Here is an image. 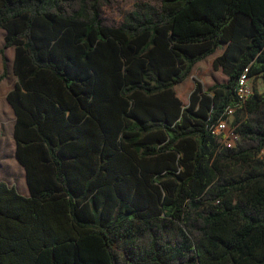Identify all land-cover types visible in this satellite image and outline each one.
Returning a JSON list of instances; mask_svg holds the SVG:
<instances>
[{
  "label": "trees",
  "instance_id": "trees-1",
  "mask_svg": "<svg viewBox=\"0 0 264 264\" xmlns=\"http://www.w3.org/2000/svg\"><path fill=\"white\" fill-rule=\"evenodd\" d=\"M119 5L0 0L29 190L0 182V264H264V91L233 149L210 130L242 75L264 82V0H150L116 22ZM218 49L225 81L182 107L174 86Z\"/></svg>",
  "mask_w": 264,
  "mask_h": 264
},
{
  "label": "rangeland",
  "instance_id": "rangeland-1",
  "mask_svg": "<svg viewBox=\"0 0 264 264\" xmlns=\"http://www.w3.org/2000/svg\"><path fill=\"white\" fill-rule=\"evenodd\" d=\"M120 2L119 8L113 10L112 14L115 17L116 22H120L123 16L131 11L135 5L149 2L150 0H118ZM1 37V36H0ZM222 52V49H218L215 53L201 62L197 63L190 75L180 84L174 86V94L180 100L182 107H186L188 105V98L190 93L194 88V81H198L203 89H207L208 87L214 84H220L225 81V77L222 75L221 71L215 70L213 68L214 59L219 56ZM7 68V67H6ZM8 75V73H7ZM7 78V77H6ZM185 94L180 91L181 89H185ZM255 88L258 92L264 91V82L261 77L251 80V88ZM237 117L240 121H243L248 118L245 113L235 112L233 117H231L228 121V125ZM260 118V115H259ZM9 155V157L14 156V143L12 139V120L9 116L7 120V124L4 129L0 128V182H6L9 185L13 184L16 190L22 191V189H26L24 183L19 182V180L14 179V176L10 174L7 169V164L10 160L5 158V155ZM14 158V157H13ZM234 173L239 174L241 171L240 165H236L234 168ZM16 180V181H15ZM27 190V189H26Z\"/></svg>",
  "mask_w": 264,
  "mask_h": 264
},
{
  "label": "crops",
  "instance_id": "crops-1",
  "mask_svg": "<svg viewBox=\"0 0 264 264\" xmlns=\"http://www.w3.org/2000/svg\"><path fill=\"white\" fill-rule=\"evenodd\" d=\"M0 49L3 48L4 46V36H5V31L0 29ZM222 53V52H221ZM218 57V56H217ZM4 58H5V63H6V69L8 75L6 76L7 78L3 79L0 81V128L4 129L5 125L7 124V120L9 116L11 117L12 120V139L14 143V158L11 157L10 159L13 161V163L16 165L17 169L20 171L21 175V182L24 183L26 186V189H22V191L16 190V192L23 196V197H29V190L27 187L26 183V174L24 168L18 163L16 156H15V151H16V143L14 140V123H15V115L11 107L9 106L7 102V94L13 89L15 83L17 82V78L15 77L13 73V62H14V48L9 47L7 49H4ZM2 72V60L0 58V75ZM7 171L14 176V172L11 168L7 169ZM15 179V177H14ZM16 181V180H15ZM5 183L8 187H14L13 184H8ZM15 188V187H14Z\"/></svg>",
  "mask_w": 264,
  "mask_h": 264
},
{
  "label": "built area",
  "instance_id": "built-area-1",
  "mask_svg": "<svg viewBox=\"0 0 264 264\" xmlns=\"http://www.w3.org/2000/svg\"><path fill=\"white\" fill-rule=\"evenodd\" d=\"M251 94H252L251 79H249L245 75H242L238 80L237 89H236V97L238 101L236 107L227 110L226 121H221L216 126L210 129L211 133L220 140L221 146L226 147L228 149H233L236 146V144L239 142V137L232 130L230 125H228V121L231 117H233V115L237 110L244 107L245 103L247 102ZM257 157L259 159H264V148L261 149Z\"/></svg>",
  "mask_w": 264,
  "mask_h": 264
}]
</instances>
